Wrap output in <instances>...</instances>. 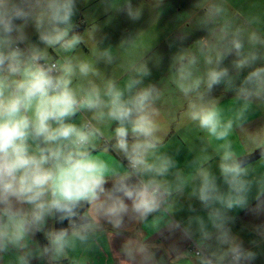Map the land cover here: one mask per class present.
Instances as JSON below:
<instances>
[{
    "label": "clouds",
    "instance_id": "1",
    "mask_svg": "<svg viewBox=\"0 0 264 264\" xmlns=\"http://www.w3.org/2000/svg\"><path fill=\"white\" fill-rule=\"evenodd\" d=\"M164 7L0 0V264H93L105 234L120 240L110 264L264 260V221L234 231L239 212L264 216V0H194L166 90L139 42ZM146 10L111 42L105 27ZM166 92L182 101L167 125ZM182 126L198 141L184 163L164 147Z\"/></svg>",
    "mask_w": 264,
    "mask_h": 264
},
{
    "label": "rangeland",
    "instance_id": "2",
    "mask_svg": "<svg viewBox=\"0 0 264 264\" xmlns=\"http://www.w3.org/2000/svg\"><path fill=\"white\" fill-rule=\"evenodd\" d=\"M135 2V0H134ZM194 0H165V7L162 10V14L158 19V23L156 24L153 31H149L139 37V42L142 43L145 47L152 45V50L157 52L162 57V63L159 69L153 70V77L151 78L153 82L158 83L160 87H165L167 89V85L165 83V78L167 76V65L170 62L171 55L176 51V46L173 44L172 47H169V44L172 43L176 37L178 36L180 22L177 20V17L184 13L188 12L192 8ZM240 10V9H234ZM89 14L86 13L85 16ZM155 13H149L147 10L145 11L143 19L137 24H131L127 22L122 16L119 17L116 21L109 26L108 30L110 33L114 35L122 34V31L133 30L136 28H145L148 24L152 22ZM186 19V18H185ZM100 20H103V16L100 17ZM185 24L187 27H191L192 21L186 20ZM106 32V27L104 29ZM154 31L158 33L157 39L153 41ZM202 32H196L194 36L190 37L187 43H191L192 39L196 36L202 35ZM185 41V44H187ZM228 102L222 107H227ZM182 107V101L179 98L173 97L168 98L167 92L165 95V100L161 105V117L169 118L172 115L177 114Z\"/></svg>",
    "mask_w": 264,
    "mask_h": 264
},
{
    "label": "crops",
    "instance_id": "3",
    "mask_svg": "<svg viewBox=\"0 0 264 264\" xmlns=\"http://www.w3.org/2000/svg\"><path fill=\"white\" fill-rule=\"evenodd\" d=\"M231 6L233 9H243L247 6L248 0H230ZM90 14H87L85 16V23H88V16ZM109 26L106 27V33L109 34L111 42L115 44L118 42L120 35H114L109 32L108 30ZM105 32V31H104ZM187 43V41H186ZM188 44V43H187ZM120 69H116V74L119 75ZM166 90V89H165ZM161 121L163 124L167 125L171 121V116L169 118H163L161 117ZM259 123V121H257ZM196 133L191 128V126H182L178 130L173 131L169 134L167 137L166 143H165V149H169L174 152H178L177 159L181 163L187 162L191 160L193 152L191 151L192 147H198V141L195 140ZM183 215V213L181 214ZM239 219L235 225L234 231H240L242 228L245 229V231L241 232V235H243L245 238L248 237L247 232V226L250 224H258L264 221V216H261L259 218H256L252 215L247 214L246 212H239L238 213ZM138 226L133 225L132 228L135 230V228ZM147 234V233H146ZM152 240L158 241L160 240L159 236L153 235ZM114 238L111 236H108L105 234L104 238L102 239L101 243L105 247L108 244H112L113 251L107 255L104 254H96V259H94L93 264H110V261L116 260L115 256V249L119 247L120 240H115L113 243ZM167 244L168 241H165ZM181 264H186V262L182 261ZM257 264H264V260L257 261Z\"/></svg>",
    "mask_w": 264,
    "mask_h": 264
}]
</instances>
